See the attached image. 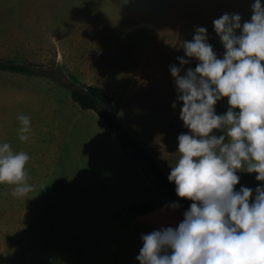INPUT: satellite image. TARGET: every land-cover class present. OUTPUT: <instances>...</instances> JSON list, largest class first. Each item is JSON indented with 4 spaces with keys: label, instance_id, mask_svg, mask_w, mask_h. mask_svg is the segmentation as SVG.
Returning <instances> with one entry per match:
<instances>
[{
    "label": "rangeland",
    "instance_id": "1",
    "mask_svg": "<svg viewBox=\"0 0 264 264\" xmlns=\"http://www.w3.org/2000/svg\"><path fill=\"white\" fill-rule=\"evenodd\" d=\"M253 2L0 0V59L51 66L56 65L55 53L61 51L64 71L77 82L104 87L119 108V118L169 174V163L177 159V137L188 131L179 118L182 103L175 109L171 106L177 94L170 65L180 66L177 57L187 59L182 42L191 40L197 27L207 29L208 43L222 57L225 50L213 20L224 13H238L241 23L248 21ZM35 14L52 20L26 18ZM98 26L110 37L105 43L112 44L100 59L86 62L81 57L95 44L93 32ZM164 37L178 46L171 50L151 47ZM155 57L158 62L154 67H94L102 65L101 60L132 67ZM196 63L192 60L185 70L194 69ZM24 76L33 75L0 70V143L20 141L19 134L12 133L11 118L17 114L12 110L18 109V97L13 96L19 91L14 88L20 86ZM67 92L70 96L69 89ZM228 107L227 98H223L215 106L216 114H224ZM81 115L82 126L79 124L67 139L60 164L53 166L50 193L16 198L0 188V241L10 242L25 230L15 264L26 262L21 252L28 253L34 264H139L136 257L143 245L133 225L140 215L134 208L159 195L161 187L144 167L143 156L134 150L129 155L118 134L101 116L94 113L91 117L85 111ZM32 133L36 135L37 130ZM214 134L223 133L214 130ZM237 175L240 182L236 191L241 186L254 190L264 184L256 180V173L238 171ZM33 202L37 208L28 225L24 210ZM178 209L159 207L140 219L176 227L182 221ZM0 255L13 264L8 252Z\"/></svg>",
    "mask_w": 264,
    "mask_h": 264
},
{
    "label": "clouds",
    "instance_id": "2",
    "mask_svg": "<svg viewBox=\"0 0 264 264\" xmlns=\"http://www.w3.org/2000/svg\"><path fill=\"white\" fill-rule=\"evenodd\" d=\"M251 12L243 23L238 13L213 20L225 50L222 57L208 43L207 29L197 27L192 39L182 42L187 59L177 57L180 66L170 65L177 94L171 106L182 103L179 118L188 131L177 137V159L169 163L167 178L176 195L191 204L176 227L141 235L139 264H264V184L235 190L238 171L256 173V180L264 182L261 0H254ZM192 60L195 68L185 70ZM223 98L229 107L218 115L215 106ZM17 119L19 139L27 141L30 118L21 114ZM29 159L26 152L0 143V185H13V197L34 190L25 170ZM165 207L175 210L180 204Z\"/></svg>",
    "mask_w": 264,
    "mask_h": 264
},
{
    "label": "crops",
    "instance_id": "3",
    "mask_svg": "<svg viewBox=\"0 0 264 264\" xmlns=\"http://www.w3.org/2000/svg\"><path fill=\"white\" fill-rule=\"evenodd\" d=\"M18 17L19 16L17 15L16 18ZM77 17L78 16H75L76 20ZM26 18L31 20H52L46 15L38 16L36 14L28 15ZM93 34L95 35V44L91 47H87L85 56L81 57L86 62H95L100 59L102 55L104 56V54L108 52L109 47H111L110 44H112L111 42L110 44L108 42L105 43L106 40H110V37L109 35H106L107 33H105V31L102 30L100 26L97 27ZM80 38H82V36H80ZM156 46L162 48L165 47L168 50H171L174 47H177L178 43L176 42L172 44L171 38L167 37L165 39H161L159 42L154 41L151 44V47ZM74 48L75 53L79 54L80 51L78 47L74 46ZM155 59L156 57L153 58L152 61H143L138 65H132V67L125 63L116 65L111 62L101 60L100 62L103 64L100 66L96 65L94 67L110 69L147 68L155 66L153 63H155V61L158 62L157 59ZM62 61L63 56L61 51L59 53H55L54 62L56 65H59L63 68ZM41 64L48 65L49 63L42 62ZM20 81V86L14 88L15 90L19 91V93H16L13 96V99H15V96L18 97V109L12 110V112H17V114L11 118V121L14 123L12 133L17 132V134H19L18 129L22 125L17 117L21 114L30 118L31 132L28 133V142L12 140V142L9 144L12 146L14 151H24L30 157L28 163L26 164L25 170L29 177L28 183L33 186L34 190L27 194V197L35 198L50 193L48 187L50 186V181L55 174L53 171V166L60 164V159L65 153L64 148L66 146L67 139L74 133L79 124L82 126V111L87 112L88 115H92L91 117H93L94 113L96 112L92 109L81 108L80 105L73 100L71 91L69 96L67 92L68 88L62 86L55 78L45 76H24L20 78ZM32 130H37L36 135L32 133ZM55 180H58L57 176L55 177ZM57 182H59V180ZM56 187L59 188L60 183H58ZM0 188H2L6 193H10L12 192L14 186L4 184L1 185ZM36 208L37 206L34 204V202L33 204L28 203L25 206L24 212L26 213L28 225L34 220ZM148 213L138 215V219L133 221L134 227L138 230L139 242L142 245V234H147L153 230H158L161 227H168L166 223L162 221H148L140 219ZM24 231L16 233V238L13 237L10 242L8 239H2L0 241V253L6 254L8 252L11 255V263L13 264H15V259L22 243L21 236L24 234ZM21 256L22 259L27 257L24 264H28V257H30L29 254H24L21 252ZM0 257V264H8L6 263V260L2 258V255H0ZM29 262L30 264H34L31 257Z\"/></svg>",
    "mask_w": 264,
    "mask_h": 264
},
{
    "label": "trees",
    "instance_id": "4",
    "mask_svg": "<svg viewBox=\"0 0 264 264\" xmlns=\"http://www.w3.org/2000/svg\"><path fill=\"white\" fill-rule=\"evenodd\" d=\"M0 70L20 74L52 77L71 91L73 100L83 109H92L100 115L106 123L118 134L124 149L139 152L146 161L144 167L151 174L156 184L161 187V193L140 206L134 208L137 214H145L166 204L178 202L180 208L177 215L183 219L191 201L181 199L176 195L175 184L168 181V174L155 158L152 152L145 147L139 139L127 128L119 118L118 106L112 100L107 91L98 85L80 83L73 80L59 65H45L32 63H18L14 60L0 59ZM134 159H137L132 155ZM142 165V164H141ZM173 210V209H172Z\"/></svg>",
    "mask_w": 264,
    "mask_h": 264
}]
</instances>
